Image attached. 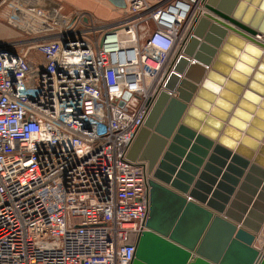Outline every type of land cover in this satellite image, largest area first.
Returning <instances> with one entry per match:
<instances>
[{"label":"built area","instance_id":"1","mask_svg":"<svg viewBox=\"0 0 264 264\" xmlns=\"http://www.w3.org/2000/svg\"><path fill=\"white\" fill-rule=\"evenodd\" d=\"M125 2L104 21L0 0L31 36L0 43V264L135 258L151 176L128 154L208 0Z\"/></svg>","mask_w":264,"mask_h":264},{"label":"water","instance_id":"2","mask_svg":"<svg viewBox=\"0 0 264 264\" xmlns=\"http://www.w3.org/2000/svg\"><path fill=\"white\" fill-rule=\"evenodd\" d=\"M205 8L128 154L151 176L132 264H264V0Z\"/></svg>","mask_w":264,"mask_h":264},{"label":"rangeland","instance_id":"3","mask_svg":"<svg viewBox=\"0 0 264 264\" xmlns=\"http://www.w3.org/2000/svg\"><path fill=\"white\" fill-rule=\"evenodd\" d=\"M10 1H14V0H10ZM22 1L25 4H28L29 6L32 5V7H36V6L41 5L43 3V0H33V1L22 0ZM52 1L59 3L60 7L62 8V13L64 15H68V16L75 14L76 12L84 11V10L89 12V13H92V15H94L96 18H98L100 20H104V21H107V20H105V18H108V17H106V14L109 15V17H110L109 19H111V20L117 19L123 15L122 11H119L117 8H115L114 6H112L110 3H108L105 0H52ZM151 1H157V0H151ZM74 3H77L80 6H83V5L86 6L87 5V6H91V7L93 4V5H95L94 7H98L100 10H96L97 8L96 9L95 8L94 9L87 8V10L82 9V8L80 9ZM89 4H91V5H89ZM10 7L11 6L9 5V3L0 6V25L3 26L5 31H7V33H9L8 34V35H10L9 37H11L7 40L5 39L4 41L10 42V43H14V42L16 43V42L21 41L25 38H30L31 36H28L30 34L22 32L19 29L20 23L10 24L11 22L10 21L8 22V20H7L8 16L10 19H13L12 14H13V10H14L13 8L14 7H12V8H10ZM111 20H109V21H111ZM35 36L36 35H32V37H35Z\"/></svg>","mask_w":264,"mask_h":264},{"label":"crops","instance_id":"4","mask_svg":"<svg viewBox=\"0 0 264 264\" xmlns=\"http://www.w3.org/2000/svg\"><path fill=\"white\" fill-rule=\"evenodd\" d=\"M31 1H33V0H31ZM31 3H32V2H31ZM74 4H76V6H77L78 8H80V9L82 8V9H86V10H87V8H91V9H94V8L96 9V8H97L96 10H100L98 7H94L95 5H93V4H92V7H91V6H87V5L84 6L83 4H82L83 6H80V5L77 4V3H74ZM87 4H88V3H87ZM89 5H91V4H89ZM88 10H89V9H88ZM84 12H87V11L84 10ZM96 15H97V14H96ZM102 15H103V14H102ZM103 16H104V15H103ZM104 17H105V16H104ZM106 17H108V18H105V20H107V21L111 20V19H109V18H110L109 15L106 14ZM103 19H104V18H103ZM8 34H9V33H7V31H5V29L3 28V26L0 25V40H3V41H4L5 39L7 40V39L11 38V37H9L10 35H8Z\"/></svg>","mask_w":264,"mask_h":264},{"label":"bare ground","instance_id":"5","mask_svg":"<svg viewBox=\"0 0 264 264\" xmlns=\"http://www.w3.org/2000/svg\"><path fill=\"white\" fill-rule=\"evenodd\" d=\"M257 39L261 42L264 43V38L262 37H257ZM257 246L261 249L264 250V231L262 232V234L259 236L258 241H257Z\"/></svg>","mask_w":264,"mask_h":264}]
</instances>
